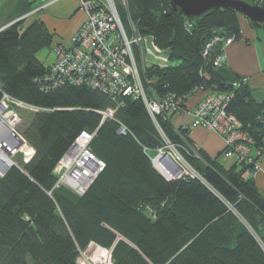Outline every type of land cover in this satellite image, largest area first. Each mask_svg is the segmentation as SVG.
Returning <instances> with one entry per match:
<instances>
[{
	"label": "trees",
	"instance_id": "obj_1",
	"mask_svg": "<svg viewBox=\"0 0 264 264\" xmlns=\"http://www.w3.org/2000/svg\"><path fill=\"white\" fill-rule=\"evenodd\" d=\"M115 3L127 31L131 25L152 38L168 58L165 67L144 70L147 97L185 106L198 89L227 93V111L264 155V104L252 102V90L225 63L213 66L222 42L202 56L214 37L240 39L239 14L218 9L189 22L167 0ZM13 21L0 29V91L27 107L17 109L18 132L34 154L0 178V264H76L91 243L111 249L112 264H264V196L252 176L243 177L251 165L225 167L221 154L194 145L189 127L169 116L154 120L139 98L45 83L49 65L37 53L54 34L39 19L24 28L25 18ZM107 110L112 119L103 117ZM82 133L93 135L89 150L104 167L79 196L55 186L54 169ZM166 141L196 178L166 180L154 168Z\"/></svg>",
	"mask_w": 264,
	"mask_h": 264
},
{
	"label": "built area",
	"instance_id": "obj_2",
	"mask_svg": "<svg viewBox=\"0 0 264 264\" xmlns=\"http://www.w3.org/2000/svg\"><path fill=\"white\" fill-rule=\"evenodd\" d=\"M78 5L85 21L70 37L68 46L55 47V59L48 67L45 83L85 84L111 97L139 98L154 120L158 116H189L190 122L185 125L189 129H203L220 137L223 144L220 159L231 164L251 165L245 175L253 176L260 172V165L255 160L258 153H252L253 138L244 130L242 123L227 111L230 95L198 89L195 93L207 94L192 111L180 100L169 97L159 99L153 94L148 98L143 82L146 85L149 82L147 79L142 81L144 70L151 66L165 67L168 58L152 38L139 36L131 25L127 31L115 0H78ZM44 7L30 11L19 20L35 15ZM234 41L233 37H214L206 44L202 56L205 57L214 44L222 42V52L213 62L214 67H220L226 60L225 49ZM24 107L27 108L0 91V178L11 168L21 169L34 154L18 132L21 120L17 109ZM102 115L105 119H112L113 111L107 110ZM120 132L123 133L124 129L121 128ZM92 137L82 133L61 157L54 169L58 177L56 187H67L82 196L103 170V163L89 150ZM151 162L166 180L197 177L167 141L164 148L156 151ZM76 264H112L111 249L91 243L86 249L78 251Z\"/></svg>",
	"mask_w": 264,
	"mask_h": 264
},
{
	"label": "crops",
	"instance_id": "obj_3",
	"mask_svg": "<svg viewBox=\"0 0 264 264\" xmlns=\"http://www.w3.org/2000/svg\"><path fill=\"white\" fill-rule=\"evenodd\" d=\"M30 4L32 1L27 0ZM34 2V1H33ZM34 9L47 5L36 13L35 19L41 20L47 29L54 34L53 47L68 46L70 37L85 21V15L78 9L77 0H36ZM241 37L225 49L226 66L243 78L245 84L252 91L264 92V27H252L244 18L239 20ZM38 58V57H37ZM39 59V58H38ZM40 60V59H39ZM54 60L49 64L50 65ZM41 61V60H40ZM206 92H197L186 102L187 108L194 110L204 99ZM190 122L189 116L174 117L175 126H185ZM189 138L194 145L209 157H216L221 153L223 144L218 135L203 129H190ZM225 166L230 162L219 159ZM264 168V155L258 158ZM251 175H245V178ZM259 192L264 196V174L256 173L252 176Z\"/></svg>",
	"mask_w": 264,
	"mask_h": 264
},
{
	"label": "water",
	"instance_id": "obj_4",
	"mask_svg": "<svg viewBox=\"0 0 264 264\" xmlns=\"http://www.w3.org/2000/svg\"><path fill=\"white\" fill-rule=\"evenodd\" d=\"M167 1L170 7L179 16L185 18L189 22L201 18L213 10L230 9L237 12L242 17H244L252 25L257 26L259 28L264 26V6L261 7L258 5H252L242 0H167ZM250 98L252 102L257 106H262L264 104V92L252 91L250 94ZM159 173L162 175L161 172Z\"/></svg>",
	"mask_w": 264,
	"mask_h": 264
},
{
	"label": "rangeland",
	"instance_id": "obj_5",
	"mask_svg": "<svg viewBox=\"0 0 264 264\" xmlns=\"http://www.w3.org/2000/svg\"><path fill=\"white\" fill-rule=\"evenodd\" d=\"M32 1L31 4L27 3L26 0H0V29L4 26H7V24H9V22L11 21H17V17L21 15V13L27 11L28 9L31 11L34 10V8L37 5L36 0H30ZM34 1V2H33ZM78 1V0H77ZM47 5H45L46 7ZM118 8V7H117ZM78 9H79V5H78ZM80 11V10H79ZM25 15V14H24ZM36 15V14H35ZM35 15H31L25 18V22L21 25V27H25L26 25H28L32 20H34ZM23 17V16H22ZM21 18V17H20ZM244 19V17H242L241 15L238 16V21L241 19ZM11 20V21H10ZM13 21V22H14ZM54 49L55 47H53V45H51L49 48H44L41 51H39V53H37V57L41 60V62H43L44 64H49L52 61V58L54 57L55 59V53H54ZM54 62V60H53ZM52 62V63H53ZM51 63V64H52ZM143 85H145V83L143 82ZM205 98V97H204ZM186 106V105H185ZM187 107V106H186ZM197 107V106H196ZM195 107V108H196ZM189 109V108H187ZM190 110V109H189ZM192 111V110H191ZM175 116H171L172 121L174 119ZM254 148H252V153H254L255 150H253ZM258 153V156L256 155V157H260L261 155H259V151H256ZM258 161V160H257ZM259 163V162H258ZM260 165V163H259ZM260 172L258 173H263L264 174V168L260 165ZM246 172V171H245ZM245 172L243 174V177H245Z\"/></svg>",
	"mask_w": 264,
	"mask_h": 264
}]
</instances>
